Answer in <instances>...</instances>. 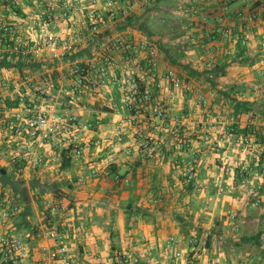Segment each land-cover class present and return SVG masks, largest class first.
<instances>
[{
	"label": "crops",
	"instance_id": "crops-1",
	"mask_svg": "<svg viewBox=\"0 0 264 264\" xmlns=\"http://www.w3.org/2000/svg\"><path fill=\"white\" fill-rule=\"evenodd\" d=\"M192 1L203 4L205 11L200 15L192 14L187 19L191 27L184 30L183 36L191 46L186 53L198 51L202 69L206 67V62L201 58H207L204 53L208 51L209 54L222 57V62L228 61L230 64L225 69L224 79L219 80V89L228 90L234 83L245 86L239 96L252 103L253 111L235 116L234 104L219 89L211 86L204 90V86L198 83L205 94L206 103H201L193 94L198 105H193L190 114L186 116L178 112L184 119L182 133L190 135L191 142L174 146L158 162L148 161L135 150L129 156L124 153V148L134 139L131 128L114 137V148L108 144L109 140L97 145V134L88 135L83 142L86 147L84 154L77 156L73 152L70 161H65L68 165L66 169L63 168L62 152L68 146L61 147L57 141L48 139V142L33 147L30 153V148L25 145L22 137L14 132L18 143L13 146L15 154L10 157L13 161L17 155L19 158L26 157L28 161L23 173L34 167L36 174L33 178H40L48 185L59 183L57 192L43 195L42 207L40 203L36 204V208L33 205L32 226L30 229L26 228V240L31 247L26 260L31 257L33 262L25 260L26 264H38L53 248L54 242L47 236L48 229L56 227L50 226L51 222H59V228L71 247L72 261L76 264H192L194 258L191 241L201 238L208 239V249L200 253L199 262L202 264H264V138L260 136L257 140L258 136L253 137L250 147L236 142L238 136L244 134L242 130L248 124H253L255 130L264 134V18L258 17L256 20L253 31L249 32L251 40L247 43L248 48L241 56L236 37L231 41L219 34L225 26L236 28L239 18L245 20L240 14H248L250 11L253 13L254 3H264V0H243L236 7L233 6L238 0L213 1L209 5L204 0ZM46 3L51 13L53 11L56 15L55 10L60 5L53 0ZM151 9L148 7L137 11L134 16L141 15L143 19L145 12ZM211 13L218 14L217 24L209 21ZM247 16L252 17L251 14ZM40 18L41 16L37 20ZM53 26L56 30L66 31L68 21L56 19ZM121 30H132L138 36H147L138 33L132 26H122ZM210 31L217 32V36L207 41L206 35ZM153 38L156 41L154 36ZM86 51L80 54H86ZM47 68L54 72L51 67ZM58 68L59 86L65 85L69 81L64 77L69 72L68 63L61 61ZM15 74L10 79L12 86H15L20 77V74ZM179 91L181 90L172 99L177 107ZM59 94L65 100L58 109L71 104L66 95L61 92ZM14 96V93L7 96L6 101L12 100ZM116 98L120 101L119 94ZM99 103L105 106L103 101L85 99L74 108L83 119H100V133L104 137H110L123 113L100 110L96 107ZM198 108L205 109L207 120L194 116L193 112H197ZM20 109L21 106L9 108L6 104L0 105V132H5V129L13 130L11 122ZM149 113L151 111H145L141 117L145 125L144 116H150ZM228 115L235 116V127L231 124L237 133L235 136L222 133L225 129L231 131ZM195 124L199 126L193 132L192 125ZM206 133L212 136L218 147L203 141ZM162 134L170 135L165 131ZM35 153L44 156L42 163L31 162ZM112 156L115 158L113 161ZM12 160L0 156V164L5 166H9ZM108 167H116L127 175L129 181L115 183L112 176L103 174ZM94 168L98 171L95 175L92 174ZM53 169L56 171H50ZM190 170L194 171V185L192 192H187L185 184L190 182ZM52 172L54 179L46 181L48 174ZM80 176L84 177L81 183L70 182V178L76 180ZM50 200L63 202L68 205L69 210L52 214L49 210ZM36 213L40 217L39 222L33 221ZM232 213L235 217H232ZM62 214L65 215L60 216ZM58 217L61 218L59 221ZM247 220L257 222V226L249 225L256 228L258 236L254 239L246 233ZM170 237L177 239L173 249L175 253H180L174 262L167 259L172 252L167 247ZM188 251L191 252L190 257L185 255ZM122 254L128 256L129 263H121L119 257Z\"/></svg>",
	"mask_w": 264,
	"mask_h": 264
},
{
	"label": "built area",
	"instance_id": "built-area-1",
	"mask_svg": "<svg viewBox=\"0 0 264 264\" xmlns=\"http://www.w3.org/2000/svg\"><path fill=\"white\" fill-rule=\"evenodd\" d=\"M156 1L61 0V18L68 21V26L66 31H60L53 26L54 16L45 0H0V63L5 59L16 62V58L23 54L32 55L35 59L68 63L71 75L69 81L59 87L58 79L56 81L48 69L20 75L15 86H12L9 78L0 75V105L6 104L7 96L12 93L17 96L21 109L16 112L11 127L22 137L30 153L33 147L51 139L61 147L74 145L75 154L82 156L86 148L83 142L88 135L97 134V145L109 140L108 144L114 148V137L130 128L134 139L124 148V153L129 156L135 150L139 156L151 162L163 160L174 146L191 142L190 135L182 133L184 119L178 115V107L172 99L181 90L195 94L205 104L202 87L186 82L175 68L166 65L157 44L149 37L138 36L132 30H121L137 11L152 7ZM43 7L48 17L37 20L35 11ZM191 13L200 15L203 7L196 2ZM240 15L247 18L243 13ZM209 17L212 23H218L217 15ZM220 31L223 38L232 41L236 37L234 27L226 26ZM250 40L251 34L247 32L244 43ZM82 51H86V54H80ZM74 55L77 56L73 58ZM201 59L204 60L203 57ZM214 61L215 55L210 53L206 63L212 66ZM5 69L1 68V71ZM60 92L71 103L63 109H58L61 105ZM117 94L120 101L116 98ZM85 99L103 101L112 112L123 113L110 137L100 133V119H83L75 110L74 106H79ZM145 111H151L150 116H144L146 125L141 120ZM228 122L231 131L225 129L222 133L235 136L237 133L232 126L236 122L235 116L228 115ZM198 126L192 125V131L196 132ZM164 131L170 135H163ZM203 141L218 147L209 133L204 134ZM236 142L250 147L253 141L250 136L240 135ZM111 160H115L114 156ZM43 161L44 156L37 153L31 159L35 164ZM189 172L194 174L192 170ZM97 173L94 168L92 174ZM103 174L112 176L117 184L129 181L126 174L109 167ZM82 181L84 177L81 176L76 180L70 178L71 183ZM256 201L259 202L258 199ZM20 210V206L10 198L0 202V264H26L25 260L31 253L26 238L8 228L9 222ZM49 210L56 215L67 212L69 208L63 202L50 200ZM231 215L235 217V214ZM47 236L54 245L38 264H76L72 261L71 247L65 234L59 228L50 227ZM176 242L175 237H170L168 241L167 247L172 250L167 256L170 262H174L180 254L173 249ZM191 243L192 264H202L199 262L200 253L208 249V239H193ZM191 252L185 255L190 257ZM119 259L121 263L130 262L128 256L123 254Z\"/></svg>",
	"mask_w": 264,
	"mask_h": 264
},
{
	"label": "trees",
	"instance_id": "trees-1",
	"mask_svg": "<svg viewBox=\"0 0 264 264\" xmlns=\"http://www.w3.org/2000/svg\"><path fill=\"white\" fill-rule=\"evenodd\" d=\"M159 2V0H157L155 2V5ZM48 4V3H47ZM187 8L191 9L193 8V6L195 5V2L192 0L187 1ZM152 7H150L151 9ZM262 9V11H261ZM61 10V9H60ZM253 13L250 11L248 14L242 12L244 15H246V19L245 20H241V18H239V23L237 25L236 23V28H235V36L237 39V44L239 45L240 48V52H239V56H241V54L243 55L245 53V51L247 50V43H244V37L245 34L247 32H252L254 27H255V22L258 19V17H262L264 18V3L262 1H257L254 3L253 7H252ZM261 11V12H260ZM191 12V11H190ZM63 13V12H62ZM62 13L59 16V18H57L58 16L53 14L52 11V15L54 16V21L57 20H62ZM45 17L43 16L44 19H46V16L48 17L47 13H44ZM56 14V13H55ZM252 15V17H248L247 15ZM211 15H217L216 13H211ZM259 15V16H258ZM210 16V15H209ZM56 17V18H55ZM187 23V28L186 30H188L191 27V24L186 21ZM196 24V23H194ZM126 26H132L134 28H139V29H143V31H145L147 28V24L144 23V21H142V16L141 15H136L133 17H130V19L128 20V22L125 24ZM226 27V26H225ZM218 29V28H217ZM185 33V31H183ZM183 32L181 33L183 35ZM221 34V31H219ZM217 36V32H213L206 35V40L207 41H211L212 39H214ZM149 39H151L152 41H154L158 48L160 49V51H162L165 55V59L171 64V65H176L178 66L181 70H186L188 71V75L186 76V78H183V76L180 74V76L186 81V82H192L194 79H199L201 81H207L211 83L212 88L214 89H219V79L220 77H224L226 75V67L230 64L228 63V61L226 62H222V57L216 55L215 56V61L214 64L212 66H208V63H206V67L203 68L202 70L198 69V68H194L191 62H184L183 58L186 56V50L188 47L183 46L178 44V54L172 51L173 46L168 45L167 43H165L163 40H161V38L158 40V43L155 41V39L153 38L152 33L148 34ZM209 52L204 53L205 55L209 56ZM228 55V54H226ZM77 55H74V57H76ZM225 56V55H223ZM229 56V55H228ZM207 58H204V61L206 62ZM228 60V58H227ZM235 60V59H234ZM236 60H239L238 58H236ZM14 61H10L8 59L3 60L0 63V72H1V68H6V69H14L16 71H18L19 73H21V75L26 74L27 72H44L45 70H47L48 66L51 67L52 69H54V72H52V77L56 80L59 79V61H52V60H47V59H35L33 58L32 55H21L18 58H16V62ZM241 62H243L241 60ZM180 73V72H179ZM196 79V80H197ZM57 81V80H56ZM58 87H59V82H58ZM242 88L244 89L245 86H240L236 83L232 84L230 86V88L228 90H222L219 89V92L222 93L224 96H226L227 98L230 99V101L234 104L235 106V110H234V114L235 116L242 114V113H249L253 111V105L249 100H245L243 98H241L239 95V93H241ZM245 91V90H244ZM243 91V92H244ZM6 106L9 108H14V107H19L20 103L19 100L17 98V96L15 95L14 98L12 100H8L6 101ZM96 107H98L100 110H106V111H110L111 109L108 106H104L101 103H99V105H97ZM253 124H248L246 125V129L242 130L243 131V135L245 136H250L252 138L253 141V137H259L257 140L260 139V136L262 137V139L264 138V134L262 133V131L260 130H255L254 127L252 126ZM234 126V125H233ZM235 127V126H234ZM239 130V129H238ZM240 131V130H239ZM242 131H240V133H242ZM263 134V135H262ZM74 145H70L68 146L67 150H64L62 152V156L64 157V164H63V168L66 169L68 168V165H66L65 161L68 160L70 161L71 159V155L74 152ZM27 159L25 158H19V155H17V157L15 158V160L12 162L13 163V169H10L9 166H0V202L3 201L6 197L10 198L14 203H16L17 205L20 206L21 208V213L19 212L18 214H20L21 216V222L19 223L20 226H24L25 228L30 229L32 226V221L31 218L34 214V208H33V200H36L38 203H40L41 207L44 205V197L43 195L47 192H57V188L59 183H51V185L46 184L45 182L41 181L40 178H33L31 179V181L29 182V184L26 183L25 180L21 179L20 176H23V169L25 168L26 164H27ZM113 170L115 172H118V169H116V167H113ZM193 171V170H192ZM194 173V171H193ZM194 176V174H190V172L188 173V177H186V179H190V182L187 183V185L185 184V188L187 190V192H192L193 190V185H194V179H192V177ZM49 217H51L48 214ZM246 233L248 236L252 237V239H254L255 236H258L257 232H256V228L255 227H251L249 225L253 224L255 226H257V222L253 223L252 220H247L246 221ZM5 264H9L4 262Z\"/></svg>",
	"mask_w": 264,
	"mask_h": 264
},
{
	"label": "rangeland",
	"instance_id": "rangeland-1",
	"mask_svg": "<svg viewBox=\"0 0 264 264\" xmlns=\"http://www.w3.org/2000/svg\"><path fill=\"white\" fill-rule=\"evenodd\" d=\"M46 1L50 2L52 0H45V2ZM53 1L56 2L58 5H60V3H61V0H53ZM187 1L188 0H159V2L155 6H153L150 11L145 12L146 15L142 19V21H144V23L147 24V26H146L147 29L145 31H143V29L136 28L137 32L140 34L144 33L147 36L149 33H152V35L156 38L157 43H158V40L161 38V40H163L165 43L173 46L172 51L177 53V54H178V44L186 46V47L189 46L188 48H190L191 45H190L188 39L181 34L187 28L186 27L187 26V24H186L187 19L192 15V13L190 12V9H188L186 6ZM204 1L207 4L208 3L212 4L213 1L220 2V0H204ZM242 2H243V0H238V2L235 3V5L233 7H236V5H238L239 3H242ZM199 5L202 6L203 4L199 3ZM44 10H45V7L39 8L38 10H36L35 14H37V17L41 16V18H42L45 15ZM204 11L205 10L203 9V12ZM55 13L57 16L59 14L61 15L62 11L60 10V7H58L55 10ZM29 14H31L30 10H29ZM59 16H58V18H59ZM209 21H210V17H209ZM188 50L191 51V49H188ZM161 53L164 57L165 64L168 65L169 67L171 66V67L175 68L177 70V72H180V74L183 76V78H186V76L188 75V71L181 70L176 65H171L165 59L164 53L162 51H161ZM183 61L184 62L185 61L191 62L194 68H198V69L202 70V68L200 67V64H199V60H198V51L196 53H186V56L183 58ZM46 71H48V70H46ZM15 72L17 74L21 75V73H19L18 71L14 70V69H5L4 71L0 72V75L3 74V76L11 79L12 77L16 76V74L14 75ZM64 77H66L67 79L71 78L70 72H68V73L66 72ZM196 79H194L192 82L196 83L197 85H198V83L202 84L204 86V88H203L204 90L211 87L210 82L201 81L199 79L196 80ZM223 79H224V77H220L219 80L222 81ZM64 100H65L64 96L63 95L60 96L61 104L64 102ZM193 105H198L196 102V98L193 94L188 96L185 93H183L182 91L178 92V112H180L183 116L184 115L186 116V114H190V111H191ZM193 113H194V116L199 118L200 120H202V118H204V120H207V114H206L204 108H200L197 112L195 111ZM5 130H6L5 132H0V156H2L3 159H11L12 160L13 158H11L10 156L11 155L13 156L15 154L14 150H13V146L17 145L18 138L15 137L16 134L14 133L13 130H11V129H9V130L5 129ZM16 154H18V153H16ZM11 162H13V160ZM0 166H5V165L1 163ZM9 167H10V169H13V163H11L9 165ZM33 169H35V168L34 167L28 168V171L27 172L24 171L23 176H20L21 179L25 180L27 184H29L30 180L33 179V177L36 174ZM55 169L50 170V171H56ZM53 174H54L53 172L51 174H48L49 176L47 177L46 181H48V182L52 181V179H54ZM6 198H8V197H6ZM34 202H36V203L34 204ZM32 203L35 206V208H36V204H39V203H37L36 200H33ZM63 215H65V214H62L60 216H63ZM59 219H61V218L58 217V221H59ZM33 221H36V222L40 221V217L38 216V213H36L35 216L33 217ZM48 221H51V219H49ZM20 222H21V216H20V214H18L15 218H13L9 222L8 228L12 229V232H14V233L17 232V234H20L24 238H27V229L24 226L21 227L19 224ZM43 222H44V219H43ZM57 223L51 222L50 226H56L57 228H59V222H57ZM49 224L50 223L48 222L47 225H49ZM32 260H33V258L31 259V257H30V259L28 258V260H26V262H29V261L33 262Z\"/></svg>",
	"mask_w": 264,
	"mask_h": 264
}]
</instances>
